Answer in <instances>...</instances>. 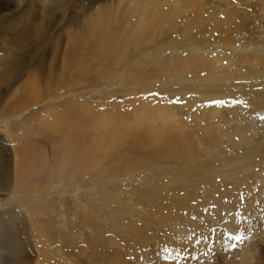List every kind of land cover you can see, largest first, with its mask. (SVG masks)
Here are the masks:
<instances>
[{
	"label": "bare ground",
	"instance_id": "1",
	"mask_svg": "<svg viewBox=\"0 0 264 264\" xmlns=\"http://www.w3.org/2000/svg\"><path fill=\"white\" fill-rule=\"evenodd\" d=\"M55 1L56 8L64 9L63 6L72 0H44L45 8L42 10L49 14L47 10L52 9L51 4ZM76 1L80 3L77 18L71 17L69 22H66L64 40H58L50 46L46 44L47 40L42 33L47 30L44 27L45 22H31V15L36 14L22 10L19 0H0V64L10 62L11 67L15 69L13 79L8 74L10 67L3 72L5 80L0 84V105L6 96L1 97V88L8 85L6 91L14 103L26 107L22 114L20 111L17 115L9 103H4L7 105H4L5 107L0 106V118L5 119L4 124L0 125V218H4L0 219V264H11L13 261L26 264L22 245L10 237L11 223L15 227L20 205H26L31 212L49 215V210L54 209V205H51L54 203L51 202V194H55L56 189L52 192L53 186L65 190L69 182L75 181L79 186L81 184L86 188V184L82 182L91 175L89 186L97 182L98 187L104 186L103 189H106L105 180L110 178L116 169L120 175L133 173L138 179L140 171L144 168L152 169L151 154L155 152L161 154L160 156L166 154L180 163L185 171L182 178L191 176L192 180L206 183V175L209 173L206 167L210 164L216 167L217 164L223 180H226L225 176L231 179V197L235 194L234 187L245 189V209L252 218L251 224L246 227L249 235L243 244L235 249L225 248L224 241H221L224 247L223 256L221 255L223 263L217 262L220 258L212 256L208 260L206 255H202L204 260L198 259L195 264H264V125L254 118L255 114L264 113V0ZM13 2L15 10L7 13L5 8H11ZM45 16L42 14L41 17L45 19ZM193 29L196 32H193ZM171 31L178 33L179 37L172 38L169 35ZM163 40L164 46L173 52L172 58L164 59L162 52L159 53L151 47L152 43L158 46ZM208 44L213 46V50H208ZM216 49H221V53L216 52ZM183 52H187L186 56ZM139 55L149 60L163 59V62L166 61L162 67L166 68L165 72L170 70L167 65L176 63V69L172 71L179 73L180 81L186 79L185 73H204L205 75H199L198 79L203 87L200 86L203 91L197 93L200 100L205 97L213 99L236 96L245 100L248 107L233 106L231 103L225 107L221 105L222 108L208 105L202 107L198 114H192L193 123L183 120L182 114L175 108L160 106L149 109L143 107L136 117L126 113L119 114L116 118H103L105 120L93 122L80 112L85 109V105L73 97L70 99L73 103L66 101L56 104L55 101L63 97L60 94L63 87L86 85L89 83V74L95 72L98 76H109L111 63L121 64L128 59L131 61V58L138 61L137 58L141 57ZM45 57H53V60L58 58L62 64L59 73L62 79L54 82L55 85L51 83L52 78L44 77L45 79L40 80L38 73H33L37 67H30ZM25 74H28V78L25 77L27 79L23 81ZM73 74H77L75 80L72 78ZM71 79L73 81H70ZM237 81L240 83L237 84ZM45 102L47 108L53 109L55 106L52 121L39 120L38 126H28L20 132L16 131L18 134L13 133L14 130L10 129L6 120L12 122L16 116L21 118L25 111ZM31 117H35V114ZM31 139L36 140V143ZM47 144L52 148L46 153V149H49L46 148ZM34 146L43 150V155L35 153L37 150L33 149ZM122 146H125V149L127 147V151L115 153L116 156L112 154L114 148L120 149ZM135 147L143 151L144 158L138 150H133ZM7 149L13 152L11 156H14L13 160L8 157L11 160L9 171L5 170L2 163L3 153ZM118 151L120 150L116 152ZM125 156L130 160H124ZM169 164H164L166 168L162 166L163 163L157 164L160 165L157 167L161 172L170 178L169 182L162 181L165 188L171 183L174 184L178 177L181 178V174L178 177L174 174L177 167L168 166ZM96 170L98 172H94ZM149 182L148 180L145 185L151 187L150 192L158 193L157 188ZM4 191L9 195V201L6 203L1 199ZM166 192L168 193V190ZM101 194L104 196L105 192ZM107 194L109 193L106 192L105 195ZM70 195L74 197L76 193ZM108 197L104 196V200ZM235 202L236 200L231 201V204L234 205ZM95 207L92 208L93 211H99L100 207ZM80 211L73 210V215L78 218L79 223H83L91 211L87 215L84 212L80 214ZM140 213L142 216L143 213ZM60 215L62 216L61 213ZM177 215L180 216L179 213ZM161 220L163 224L169 222L168 216H162ZM233 221L234 217L231 222ZM231 222L227 224L229 227ZM39 225L42 231L40 234L46 237L48 229L40 222ZM83 225L78 224L84 229ZM88 225L94 226L91 223ZM130 227L140 233V240L144 237L141 236L144 234L140 232L141 228L134 224ZM174 233L172 241L179 239V231ZM84 235L87 239L90 238L85 231ZM105 241L112 246L116 245L111 238ZM216 250L215 253L218 252ZM91 253L97 255H94V258L100 261L98 264H131L120 256L110 257L102 249H93ZM213 257L217 259L216 263L213 262ZM192 260V256L188 257L184 264H191ZM34 264H42V261L38 259Z\"/></svg>",
	"mask_w": 264,
	"mask_h": 264
},
{
	"label": "rangeland",
	"instance_id": "2",
	"mask_svg": "<svg viewBox=\"0 0 264 264\" xmlns=\"http://www.w3.org/2000/svg\"><path fill=\"white\" fill-rule=\"evenodd\" d=\"M19 1H21L22 10H26L30 14H36L31 15V22H45L44 27L45 29L47 28V30L49 29V31L46 30V33H44L45 31H42V33L44 34V38L47 40L46 44H50V46L54 45V43L58 40H60L59 42H61L62 39L64 40V27L66 26L65 24L66 22H69V19L71 17L72 19L77 18V13L80 8V3L76 0H72L71 3H68L65 7L63 6L64 9L58 7L56 8L57 2L55 1L53 2V4H51L52 9L47 10L49 14H46L42 10L43 8H45L43 3L44 0ZM13 4L14 2L11 3V8H5V11L7 13L11 12V10H15ZM42 14L46 15L45 19L41 17ZM72 21H70V23H72ZM193 30V32H196L195 29ZM176 34L178 35V33L171 31L169 35L172 38L179 37V35L177 36ZM164 42L165 41L163 40L159 43L158 46H156L155 43H152L151 47H153L154 50L158 51L159 53L162 52L164 59H168V57L172 58L173 52L170 49H167L166 46H164ZM161 44L163 46H160ZM212 48L213 46H209L208 44V50H213ZM216 52L221 53V49H216ZM186 54L187 52H183L184 56H186ZM139 57L140 58H137L138 61L131 58V61L134 60V62H131L130 59H128L129 61L125 60L124 63L122 62L121 64H115L116 62L111 63L110 68L112 66V70H109V76H98V74L95 72L89 74V83H86V85L79 84L76 87H63L60 91V94L63 97H60V99L56 100V104L58 105L66 101H71L73 103V101L70 100L73 97L75 100H77V102L85 105V109H82V111L80 112L82 113V115H84V117L90 119L93 122H95L96 120L101 121L103 118L107 120L109 118H116L119 116V114L125 115L126 113L128 116L131 114L135 115L134 117H136L140 109H142L143 107V109H149L151 107L157 106L173 107L177 110L178 113L182 114L183 120H185L187 123H193L192 114L194 112H197L198 114L202 107L213 105L209 104V101L214 99H224L225 101L229 100V97H219L213 99H206L205 97V99L201 100L198 98L197 93L200 90L203 91V87L198 82V79L199 75L204 76V73L199 75L193 73H185L184 77L186 79L180 81L181 79L179 73L172 71L176 69V63L167 65V68H169L170 70H167V72H165L166 70L164 69L166 68L163 69L162 67L164 66V63H166V61L163 62V59L149 60V58H146L145 56L143 57V55H139ZM52 58L53 57H45L44 59L33 63V65H35H31L30 67H37L35 68V72L33 71V73H38L40 80L49 77L52 78V85H55L54 82L62 79L59 74L62 64L58 58H54V60ZM42 62L43 64H41ZM9 63L10 62L0 64V84L5 80L3 72L7 71L9 67L11 69L8 70L9 77L11 76L10 78H14L13 72L15 73V69L11 67L12 63ZM137 63L140 66H138ZM225 64L227 65L226 62ZM171 66L172 68H170ZM33 69L34 68H32V70ZM112 71L118 72L116 73ZM169 71H171L172 73H169ZM173 73H175L176 75ZM110 75L113 76L110 77ZM119 75H121V77ZM130 75L133 78H130ZM115 76L116 78L114 79ZM25 77L28 78V74H25V76H23V81L27 79ZM76 77L77 74H73V80H75ZM136 78L137 80H139L137 81ZM73 80L71 79L70 81ZM96 81L97 84H95ZM110 81L112 82L110 83ZM7 88L8 85H3V87L1 88V97L4 98V96H6L0 106L5 107L7 106L5 104L9 103V106L12 108V110L15 113H18L17 115H19L20 113L22 114V110L26 108L25 105L14 103L15 101L6 91ZM149 93H160V96H152L149 95ZM173 98H180L182 102L179 104L169 103L168 101ZM51 104L52 103H50V106ZM227 104L228 103H226L222 107H225ZM39 105H36L35 107H33V109L30 108L29 111H25V115H23L24 117L22 116L21 118H18V116H12V118L14 117L12 119V122L11 120H9L10 122L6 120L10 129L12 131L14 130L13 133L18 130V132H20L28 126L32 128H34L33 126H38L39 120L44 122L43 120L52 121L54 119L53 109L55 108V106L53 109L51 107L47 108L46 102ZM216 105L218 106V108H222L221 105ZM62 112L63 110L60 113ZM183 113L187 114L184 115ZM33 114H35V117L32 118L31 116ZM102 115H104V117ZM28 117H31V119H28ZM23 119L25 121H23ZM4 120L5 119L3 117L0 118V125L4 124ZM12 127H15V129ZM18 132H16L15 134H18ZM34 138H36V136H34ZM33 140L34 139H31V141ZM35 141L36 140H34V142ZM122 147L120 149L114 148V150H112V154L116 156V154L119 152L127 151V147L126 149L125 146ZM37 148L36 146H34L33 148L37 150L35 153L43 155V150H38ZM46 148H49L46 149L47 153L50 151L52 146L47 144ZM135 149L136 151L138 150L136 147L133 150ZM117 150L120 151L116 152ZM137 152H140V155L142 154V158L145 157L142 150H138ZM3 154V167H5V170L9 171L11 167L10 161L14 159V156H11L13 155V152L7 149ZM160 155L161 154H158V152L151 154L153 161H150V167H152V169L144 168L143 171H140L141 173L139 174L138 179L134 177L135 174L133 173L125 174L124 176L120 175V173L116 171L117 169L113 170L114 172L111 173L110 178H106L105 176L107 180H105L104 185L108 187H106V189H103L104 186L98 187L96 184L99 183L97 182L93 186H89L88 181L92 180L91 175H89V177L87 176L86 179L82 182L83 184H86V188H83L84 186H81V184L79 186V184H77L75 181L69 182L67 185L68 188H66L65 190H61L60 187L58 188L53 186L52 192H54L53 190L56 189V195L51 194V199H53L51 200V202H54L51 205H54V209L49 210V215H45L43 214V212H31L27 207H25L26 205H20V210L18 209L19 214L16 215L18 219L15 223V227L13 226L14 224L11 223L12 232L10 237L15 242L22 245L23 250L25 251L24 256L27 257H25L24 259L25 263L34 264V262L40 259V261H42V264H98L100 261L94 258L95 254H90L93 249H102L103 252L109 254L110 257L113 255L120 256L121 258H124L125 261L131 262V264H184V260L191 256L195 257L193 258L194 260L191 261V264L192 262L193 264H195L198 259L202 261L204 260L202 255H206L208 260H210L212 256L220 258V260L218 259L217 262L223 263L224 260H222L223 257H221V255L223 254V245H221V241L223 239L218 240L214 238L212 243L204 241L201 242V244L193 247V242L189 239V237H192L193 233H196L197 237L202 233L208 234L209 227H219L222 229V213H233V215L228 217L230 221L234 217V221L231 222L232 225L230 227L227 225L229 229L237 231L238 226L239 229H246V227L251 224L252 218L245 209V204L247 202L245 189L234 187L233 190H235V194L233 197H231V195H229V189H232L231 179L229 180V178L225 176L226 180H223L222 176L219 173L217 164H215L216 167H213V164H210V166L206 167L209 172L208 175H206V183L197 182L194 179L192 180L191 176L190 178H188V176L182 178V174L185 171L183 168H181L182 166H180V163L175 162L176 160L174 158H170L168 157V155L166 156V154H164L165 156ZM127 157L128 156H125V159H123L129 161L130 158ZM158 158L161 159V161ZM131 160L133 161V159ZM159 163H163L162 166H164L165 168L167 166L164 164L169 163L171 164H169L168 166H175V168L177 167L176 169L174 168L176 170L174 174L176 173V177L181 174V178L178 177V180L174 184L171 183L165 188L164 184L162 183L167 180L169 182L170 178L167 177L163 172H161V169L159 167H157L160 166L157 165ZM94 172H98V170ZM141 174L144 177L141 176ZM126 175H129L128 178ZM142 179L144 181H142ZM148 180L150 181L149 183L151 184V186L154 185L157 188L158 193H153L156 191H153L152 193L150 192L151 187L145 185ZM189 183H191L193 186ZM72 187L74 188L72 189ZM253 188L255 189V186H253ZM165 189L168 190V193ZM72 190L74 191V193H76V197L74 196L75 198L71 197L70 195L74 194L71 193L73 192ZM101 192H105V194L106 192H108L109 194H111V197H108L109 194H104V196L109 198L104 200V196H102L103 194L100 195ZM206 194L210 195L206 196ZM78 195H80V197ZM1 199L5 201V203L9 201V195H7V192H2ZM91 199L93 202L91 201ZM151 200H153V202ZM234 200H236V207H234L235 204H231V201L234 202ZM75 205L78 208H75ZM94 205L100 207L99 211H93L92 208L95 207ZM213 205H215V207H213ZM56 206L58 207L56 208ZM95 208L97 209V207ZM75 209L79 211L82 209L80 211V214H83L84 212V214L87 215L90 213V211L91 214H89L88 218L83 223H79L77 221L78 218L74 217L73 215V210ZM140 212L143 213L142 216ZM60 213L62 214V216L60 215ZM178 213L180 214V216L177 215ZM162 216H168L169 222L163 224L161 220ZM193 217H196V219L193 220ZM0 219L3 220L4 218L1 217ZM39 222L42 223L43 227L48 229L49 233L46 235V237L40 234L42 231H40L41 229L39 227ZM89 223H91V225L94 224V226L90 227L88 225ZM78 224H84L82 226L84 229L80 228ZM131 224H134L136 227L141 228L139 229L140 232L144 233L143 235H141L142 237L144 236L141 240L138 236V234L140 233L136 232L135 229H131ZM13 227L15 229H13ZM84 231L85 234L90 236V238L87 239V237L84 235ZM178 231L179 235H177L179 239H177L176 241H172L173 236L175 235L174 232ZM247 235L249 234H247L246 232V236ZM108 238H111L118 246H112L107 241H105V239ZM101 242L103 244H101ZM243 242H240L238 245L240 246L241 244H243ZM225 248L227 247L225 246ZM81 250H83L84 253H81ZM215 250L216 252L218 251V254L215 253ZM39 253H41L40 257ZM209 253H211L212 255ZM109 255L107 257H109ZM214 257L213 262L216 263L215 260L217 259ZM11 264L24 263L13 261ZM107 264L109 263L107 262Z\"/></svg>",
	"mask_w": 264,
	"mask_h": 264
},
{
	"label": "snow or ice",
	"instance_id": "3",
	"mask_svg": "<svg viewBox=\"0 0 264 264\" xmlns=\"http://www.w3.org/2000/svg\"><path fill=\"white\" fill-rule=\"evenodd\" d=\"M240 81H237V84H239ZM149 95L152 96H160V93H149ZM169 103H181L182 101L180 98H173L168 101ZM226 103H231L233 106H239L242 105L243 107L247 108L248 104L245 100L237 98L236 96H233L229 98L228 101H225L224 99H214L209 101V104L213 105H225ZM257 119L262 125H264V113H257L254 117ZM215 207V205H213ZM233 215V213H222L221 214V223L223 224V228H212L209 227L208 234H200L198 237L196 236V233L192 234V237H189V239L193 242V247L196 245L201 244V242H208L212 243L213 239H223L225 246L228 249H235L237 245L240 242H243L246 239V229H239L237 231H233L227 227V224L231 221L228 219L229 216ZM193 220L196 219V217L192 218ZM195 258V257H193Z\"/></svg>",
	"mask_w": 264,
	"mask_h": 264
}]
</instances>
